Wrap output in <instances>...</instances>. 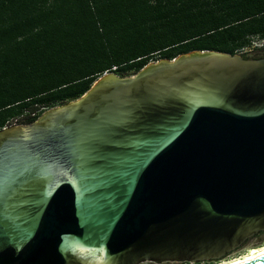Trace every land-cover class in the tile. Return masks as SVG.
<instances>
[{"label":"water","instance_id":"1","mask_svg":"<svg viewBox=\"0 0 264 264\" xmlns=\"http://www.w3.org/2000/svg\"><path fill=\"white\" fill-rule=\"evenodd\" d=\"M263 231L264 57L108 71L0 128V264L199 262Z\"/></svg>","mask_w":264,"mask_h":264},{"label":"trees","instance_id":"2","mask_svg":"<svg viewBox=\"0 0 264 264\" xmlns=\"http://www.w3.org/2000/svg\"><path fill=\"white\" fill-rule=\"evenodd\" d=\"M254 37L264 38V0H0V128L34 121L105 72L193 49L240 53Z\"/></svg>","mask_w":264,"mask_h":264},{"label":"flooded vegetation","instance_id":"3","mask_svg":"<svg viewBox=\"0 0 264 264\" xmlns=\"http://www.w3.org/2000/svg\"><path fill=\"white\" fill-rule=\"evenodd\" d=\"M261 242H264V231L260 232L259 234H257L256 236H254L253 238L249 239L246 243H244L241 247L237 248L236 250L230 252L229 254H227L225 257L221 258V259H213V260H205V261H199V262H189V261H182V262H164L161 264H219L220 262H222L223 260L240 253L241 251H243L244 249H247V247L251 244H259ZM236 259V258H235ZM234 260V259H233ZM231 261V260H230ZM228 262V261H226ZM226 262H223L221 264H224ZM145 264H156L153 262H148Z\"/></svg>","mask_w":264,"mask_h":264},{"label":"rangeland","instance_id":"4","mask_svg":"<svg viewBox=\"0 0 264 264\" xmlns=\"http://www.w3.org/2000/svg\"><path fill=\"white\" fill-rule=\"evenodd\" d=\"M256 39V38H255ZM261 53H264V47H255L253 48L251 51L248 52V55H257V54H261ZM261 248H264V242H261L259 244H251L247 247V249H244L243 251H241L240 253L238 254H235L225 260H223L222 262H220L219 264L223 263V262H226V261H230V260H233L235 258H240V257H244L246 256L247 254H250L252 251L254 250H258V249H261Z\"/></svg>","mask_w":264,"mask_h":264},{"label":"built area","instance_id":"5","mask_svg":"<svg viewBox=\"0 0 264 264\" xmlns=\"http://www.w3.org/2000/svg\"><path fill=\"white\" fill-rule=\"evenodd\" d=\"M255 47H264V38L254 37L251 44L247 47L240 49L239 52L241 54L242 53L248 54V52L251 51ZM41 110L42 109L36 110V111L32 112L31 115L34 116V115L38 114ZM18 122H19V118H15L11 121V123L9 125L18 124Z\"/></svg>","mask_w":264,"mask_h":264},{"label":"bare ground","instance_id":"6","mask_svg":"<svg viewBox=\"0 0 264 264\" xmlns=\"http://www.w3.org/2000/svg\"><path fill=\"white\" fill-rule=\"evenodd\" d=\"M264 253V248H261V249H258V250H254L252 251L250 254H247L246 256L244 257H240V258H236L234 260H231V261H228L224 264H239L243 261H246V260H249V259H252L260 254Z\"/></svg>","mask_w":264,"mask_h":264}]
</instances>
